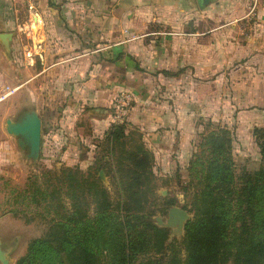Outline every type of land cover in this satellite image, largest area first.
I'll return each instance as SVG.
<instances>
[{"label": "crops", "instance_id": "obj_1", "mask_svg": "<svg viewBox=\"0 0 264 264\" xmlns=\"http://www.w3.org/2000/svg\"><path fill=\"white\" fill-rule=\"evenodd\" d=\"M6 8L0 0V33L9 24ZM40 8L51 32L44 33L49 41L36 43L35 55L45 65L33 71L32 61L29 78L14 86V98L28 83V104H35L38 89L32 87L44 73L50 77L41 98L45 119L55 127L41 133L61 127L77 100L87 108L79 116L87 117L95 134L103 133L111 122V98L126 90L133 97L127 125L139 128L143 143L164 163L171 152L182 158L185 138L195 128L198 89L209 90L207 100H213L215 88H232L231 76L240 82L233 92L243 111L237 113L238 128L264 115V0L250 13L248 0H209L201 8L197 0H46ZM8 33L6 45L0 41L1 57L10 49ZM81 44L85 50L74 53ZM53 48L61 50V60L49 59ZM75 73L85 78L71 84ZM22 152L17 148L15 157Z\"/></svg>", "mask_w": 264, "mask_h": 264}, {"label": "rangeland", "instance_id": "obj_2", "mask_svg": "<svg viewBox=\"0 0 264 264\" xmlns=\"http://www.w3.org/2000/svg\"><path fill=\"white\" fill-rule=\"evenodd\" d=\"M45 1L6 0L5 14L9 17V24L2 30L11 32L12 36L8 53L0 56V156L4 154L3 158L0 157V249L8 264H14L24 254L27 242L31 238L38 237L46 231L56 219L55 212L71 211L69 195L72 188L67 187V180L62 173L65 169H71L84 180L86 177L88 181H96L104 187L113 206L119 197V191L113 182L117 157L123 149H129L132 143H141L152 157L151 184L155 197L149 196L146 205L147 210H152L149 218L155 224L154 217L158 216L164 220L167 208L173 205L186 210L189 219L192 217V212L188 210L189 206H184L193 191V187L187 185L189 181L187 164L193 153L200 150L198 147L200 136L208 131L218 127L229 131L233 171L236 176L242 169L252 171L257 167L259 154L253 129L264 125V115L262 119L257 117L256 120H253V117L250 121L246 119L238 128L237 113L240 108L235 106L233 95L237 91L235 85L240 82L233 76L230 79L232 88L228 89L225 86L215 88L213 100L211 98L207 100L206 92L209 90L198 89L199 101L197 114L194 116L196 129L193 126L190 137L185 138L182 158L171 152L165 156L167 160L165 163L161 161L158 154L152 152V149L143 143L139 128L135 124L127 125L126 117L122 123H119L123 131L118 142L106 138L105 133L109 126L103 133L95 134L88 125L87 117L79 116L87 109L78 106L79 100L75 102L77 106H70V112L62 116L64 120L61 122L63 123L61 127L41 133L36 160L26 158L24 152L15 157L14 152L17 154V147L14 137L4 130L3 120L15 119L21 110L28 107L33 108L39 117L44 113L45 106L41 94L45 93L44 84L50 79L46 73L43 78L39 77L32 87V90L38 89V99L33 105L28 104V83L27 87L21 89L20 98H14V86L21 80L29 78L31 74L29 67L33 60L35 62L33 71L40 70L45 65V61L35 55L40 52L39 48L35 51L36 46L50 40L44 35L51 31L48 29L49 24L43 21V11L40 8V3ZM77 47L74 53L85 50L82 44ZM60 53L61 50L56 51L53 48L49 53V59L61 60L63 56ZM77 59L79 58L76 57L75 60ZM74 75L78 79L72 80L71 84L81 83L85 78L83 73ZM7 91L9 93L5 94ZM259 109L264 110V105ZM226 116H229V121H222ZM111 124L117 123L110 122ZM11 155H14L13 161ZM122 162L127 161L122 160ZM99 171L102 178L98 175ZM82 182L86 185L84 181ZM86 199L87 212L91 214L93 203L90 194L86 195ZM181 199L182 202H179ZM167 200H171L173 204H168ZM161 228L166 230L165 246L171 242L180 246L183 231L179 233L175 228Z\"/></svg>", "mask_w": 264, "mask_h": 264}, {"label": "trees", "instance_id": "obj_3", "mask_svg": "<svg viewBox=\"0 0 264 264\" xmlns=\"http://www.w3.org/2000/svg\"><path fill=\"white\" fill-rule=\"evenodd\" d=\"M45 117L43 113L40 119L43 131L54 128V120ZM106 131V138L118 142L123 127L111 124ZM253 135L258 165L237 176L229 131L218 127L200 136V150L187 164V185L193 191L184 206L192 217L184 224L180 246H165L166 230L149 218L152 210L146 204L149 196L155 197L152 157L135 142L129 149L121 148L117 157L113 182L119 197L113 206L96 181L63 170L72 188L71 211L55 212L56 219L27 242L14 264H264V125L254 128ZM87 194L92 198L91 214Z\"/></svg>", "mask_w": 264, "mask_h": 264}, {"label": "water", "instance_id": "obj_4", "mask_svg": "<svg viewBox=\"0 0 264 264\" xmlns=\"http://www.w3.org/2000/svg\"><path fill=\"white\" fill-rule=\"evenodd\" d=\"M209 0H197L199 8L203 7ZM10 39V33H0V41L6 45ZM6 133L15 138L16 147L24 152V156L32 161L36 160L40 148L41 120L37 112L31 108H25L19 112L15 119L5 118L3 120ZM102 178L101 172L98 173ZM189 219L186 210L178 206L167 208L166 217L162 220L160 217H154L155 224L160 227L175 228V231L181 233L185 222ZM0 264H8L4 253L0 249Z\"/></svg>", "mask_w": 264, "mask_h": 264}, {"label": "built area", "instance_id": "obj_5", "mask_svg": "<svg viewBox=\"0 0 264 264\" xmlns=\"http://www.w3.org/2000/svg\"><path fill=\"white\" fill-rule=\"evenodd\" d=\"M249 2V13L254 11L258 0H248ZM133 100L132 94L126 90L118 91L111 98L109 103V114L111 122L122 123L128 113L131 101Z\"/></svg>", "mask_w": 264, "mask_h": 264}]
</instances>
